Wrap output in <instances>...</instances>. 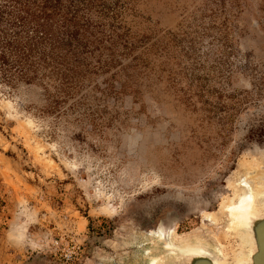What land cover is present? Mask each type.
<instances>
[{"label":"rangeland","instance_id":"374dc122","mask_svg":"<svg viewBox=\"0 0 264 264\" xmlns=\"http://www.w3.org/2000/svg\"><path fill=\"white\" fill-rule=\"evenodd\" d=\"M131 6L134 42L151 36L123 61L145 62L137 93L98 76L57 115L0 84V264H129L168 213L176 238L222 241L240 183L264 176V0Z\"/></svg>","mask_w":264,"mask_h":264},{"label":"trees","instance_id":"16d2710c","mask_svg":"<svg viewBox=\"0 0 264 264\" xmlns=\"http://www.w3.org/2000/svg\"><path fill=\"white\" fill-rule=\"evenodd\" d=\"M133 3L0 0V84L11 89L38 87L50 113L57 115L66 111L63 108L68 103L69 107L83 105L89 91L96 89L98 76L111 74L101 82L106 84L101 92L108 97L118 91L137 93L128 85V70L145 62L125 67L123 61L151 36L134 42L125 26L123 14ZM130 58L136 62L143 57ZM120 72L125 80L115 77Z\"/></svg>","mask_w":264,"mask_h":264},{"label":"water","instance_id":"95a60500","mask_svg":"<svg viewBox=\"0 0 264 264\" xmlns=\"http://www.w3.org/2000/svg\"><path fill=\"white\" fill-rule=\"evenodd\" d=\"M245 184L264 193V176L255 182L243 180L238 195L243 194ZM249 202L239 210L237 227L232 225L233 206L227 211L228 241L206 234L176 238L172 229L174 213H168L156 231L141 233L142 246L129 264H264V200Z\"/></svg>","mask_w":264,"mask_h":264},{"label":"bare ground","instance_id":"6f19581e","mask_svg":"<svg viewBox=\"0 0 264 264\" xmlns=\"http://www.w3.org/2000/svg\"><path fill=\"white\" fill-rule=\"evenodd\" d=\"M244 187H246V189L244 190L243 194H239L236 200V204L233 206L232 225L234 227H237V216L239 215V210H241L249 201H251L249 203H257L256 200H264V193L257 192L255 189L250 187L249 184H245ZM224 239L225 241H228L227 237H225ZM221 246L224 247V245Z\"/></svg>","mask_w":264,"mask_h":264},{"label":"flooded vegetation","instance_id":"af4514ba","mask_svg":"<svg viewBox=\"0 0 264 264\" xmlns=\"http://www.w3.org/2000/svg\"><path fill=\"white\" fill-rule=\"evenodd\" d=\"M151 231H156V229L155 228L154 229H152V228L147 229V232H151Z\"/></svg>","mask_w":264,"mask_h":264}]
</instances>
